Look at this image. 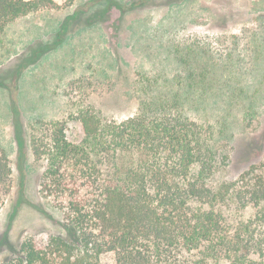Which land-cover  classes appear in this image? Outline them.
Segmentation results:
<instances>
[{
  "label": "rangeland",
  "instance_id": "374dc122",
  "mask_svg": "<svg viewBox=\"0 0 264 264\" xmlns=\"http://www.w3.org/2000/svg\"><path fill=\"white\" fill-rule=\"evenodd\" d=\"M55 1L10 24L0 48V143L12 166L0 263L29 236L70 239L63 212L39 193L35 122L61 121L78 140L80 109L123 120L150 104L215 128L230 150L217 182L264 158V0Z\"/></svg>",
  "mask_w": 264,
  "mask_h": 264
},
{
  "label": "trees",
  "instance_id": "16d2710c",
  "mask_svg": "<svg viewBox=\"0 0 264 264\" xmlns=\"http://www.w3.org/2000/svg\"><path fill=\"white\" fill-rule=\"evenodd\" d=\"M60 7L0 0V48L14 21ZM77 117L78 140L61 121L35 122L30 136L44 163L39 193L63 212L70 239L29 236L0 264H264V158L217 182L230 150L211 124L150 104L123 120L92 106ZM16 138L21 147L20 132ZM11 182L0 143V195Z\"/></svg>",
  "mask_w": 264,
  "mask_h": 264
}]
</instances>
